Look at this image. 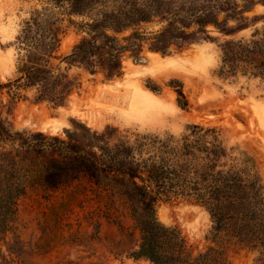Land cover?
Masks as SVG:
<instances>
[{
    "label": "rangeland",
    "instance_id": "rangeland-1",
    "mask_svg": "<svg viewBox=\"0 0 264 264\" xmlns=\"http://www.w3.org/2000/svg\"><path fill=\"white\" fill-rule=\"evenodd\" d=\"M46 5V0H0L1 84L18 78L25 54L18 37L35 11ZM246 15L249 26L232 36L209 26V38L183 47L174 44L165 53L150 49L149 37L163 27L158 20L111 32L124 44L123 38L134 30L148 38L141 56L127 51L122 74L109 77L101 68L92 72L62 60L88 36L84 25L91 19L60 13L63 32L56 55L61 58L53 62L63 69L69 66L79 85L62 105L39 99L34 87L5 85L0 89V118L14 133L61 138L82 124L98 132L116 128L118 135L131 139L179 138L191 133L194 125L216 128L229 163L256 177L264 195V79L243 72L221 73L222 45L228 39L249 38L261 28L264 4H256ZM236 24L230 20V25ZM25 187L14 211L0 222V264H155L135 256L140 233L133 220L125 212L120 217L107 215L101 190L88 180L48 189L35 171ZM156 215L185 237L193 257L214 249L221 264H264V244L254 246L226 234L215 237L210 211L194 199L161 200Z\"/></svg>",
    "mask_w": 264,
    "mask_h": 264
},
{
    "label": "trees",
    "instance_id": "trees-1",
    "mask_svg": "<svg viewBox=\"0 0 264 264\" xmlns=\"http://www.w3.org/2000/svg\"><path fill=\"white\" fill-rule=\"evenodd\" d=\"M26 22L18 40L25 50L15 83L34 87L37 97L65 104L78 79L70 67L54 64L62 40L60 13L87 16L88 36L62 57L70 66H83L107 76L122 74L127 51L138 57L144 36L137 30L123 38L115 34L158 20L163 27L150 39V49L168 52L201 38L209 26L227 35L247 28L246 13L264 0H46ZM97 10V12H94ZM221 17H223L221 19ZM264 18V17H263ZM255 17L254 20H257ZM230 20L237 22L230 25ZM61 58V57H60ZM248 73L264 79V25L249 38H232L222 45L221 73ZM0 83V89L5 86ZM14 95L19 91L13 90ZM179 138L118 135L116 128L98 132L86 125L68 131L67 138L42 132H12L0 118V222L14 210L25 192L28 176L39 171L48 189L86 179L101 190L107 215L128 214L139 230L135 256L155 264H221L214 249L193 257L180 232L161 223L159 201L184 197L205 205L211 213L215 237L235 236L243 242L264 244V195L258 179L246 168L229 163L216 128L194 125ZM10 142L11 148L5 145ZM120 217V214L118 215ZM120 222V221H119Z\"/></svg>",
    "mask_w": 264,
    "mask_h": 264
}]
</instances>
